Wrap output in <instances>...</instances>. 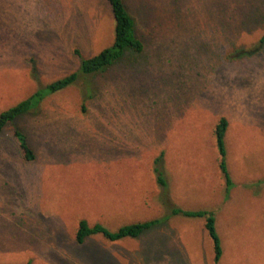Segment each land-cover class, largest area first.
Masks as SVG:
<instances>
[{
	"label": "rangeland",
	"instance_id": "obj_1",
	"mask_svg": "<svg viewBox=\"0 0 264 264\" xmlns=\"http://www.w3.org/2000/svg\"><path fill=\"white\" fill-rule=\"evenodd\" d=\"M124 2L144 45L135 65L87 79L90 97L79 79L0 134V264H213L202 219L75 241L79 220L115 230L163 215L151 171L160 151L171 203L215 213L219 264H264V0ZM113 27L106 0H0V113L76 71L75 49L89 58L111 45Z\"/></svg>",
	"mask_w": 264,
	"mask_h": 264
},
{
	"label": "trees",
	"instance_id": "obj_2",
	"mask_svg": "<svg viewBox=\"0 0 264 264\" xmlns=\"http://www.w3.org/2000/svg\"><path fill=\"white\" fill-rule=\"evenodd\" d=\"M113 19V41L111 45L101 50L96 55L83 58L79 50L75 49L74 54L79 58V66L76 71L61 77L51 83L37 88L30 96L9 107L0 113V134L11 124L34 110L49 96L59 93L74 85L79 79L84 81V95L90 97L93 94L91 83L86 81L90 77L107 71L108 69L120 65L121 62L135 65L144 49L143 42L136 35V25L124 0H106ZM244 8L247 11L245 23L255 24L260 16V10L256 6L247 4ZM259 44L264 45V33ZM84 109V107H82ZM228 123L221 118L214 128L216 149L218 152V169L224 181L225 199L233 188L227 169L225 146V134ZM14 137L17 140L24 161H33L34 155L29 148L25 135L17 128L14 129ZM152 175L159 188L158 202L163 210V215L157 219L131 223L110 230L101 224L89 225L86 220H79L75 232V241L82 244L86 239L101 236L109 242H118L125 239H136L145 232L164 225L172 217H181L188 220H204V230L211 240L213 248V264H219L222 256V246L216 228L215 213L211 210H186L171 203L169 198V178L165 166V155L160 151L152 161ZM26 264H31L27 262Z\"/></svg>",
	"mask_w": 264,
	"mask_h": 264
}]
</instances>
